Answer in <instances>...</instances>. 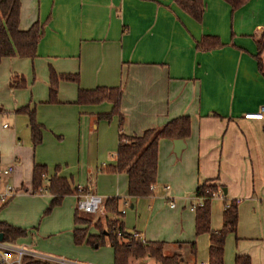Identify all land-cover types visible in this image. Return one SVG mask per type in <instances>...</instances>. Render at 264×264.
Instances as JSON below:
<instances>
[{
	"label": "crops",
	"instance_id": "1",
	"mask_svg": "<svg viewBox=\"0 0 264 264\" xmlns=\"http://www.w3.org/2000/svg\"><path fill=\"white\" fill-rule=\"evenodd\" d=\"M202 2L198 20L177 0H21L20 28L39 23L43 35L34 58L0 63V195L11 186L19 198L32 195L42 208L53 199L44 194L49 179L72 178L104 201L121 197L126 229L142 241L166 242L169 254L186 246L193 253L190 244L196 242L194 256L203 242L207 249L201 264H209L210 234L197 236L196 212L188 207L189 199L198 197V186L208 181L218 188L213 207L211 202L213 232L221 229L213 227V215L222 217L223 227L226 205L237 201L239 207L237 230L225 242L224 264H236L243 255L251 264H264V119L244 118L264 106V45L259 44L264 0H249L235 10L226 0ZM51 69L79 77V83L60 81L57 103H48ZM15 75L25 77V87L11 88ZM97 87L122 89V125L119 115L100 117L113 110L110 101L76 103L80 89ZM25 106L42 127L37 146L29 114L18 111ZM185 115L191 118L186 148L178 156L175 140L161 139L153 193L131 199L126 171L110 170L117 164L121 134L141 135ZM35 165L48 170L43 193L34 190ZM9 167L14 170L4 174ZM103 209L104 204L100 213ZM0 221L22 225L12 216ZM19 249L60 264H82L64 255ZM102 260L99 264H110V256ZM142 262L161 264L154 258ZM178 264L197 263L182 258Z\"/></svg>",
	"mask_w": 264,
	"mask_h": 264
},
{
	"label": "trees",
	"instance_id": "2",
	"mask_svg": "<svg viewBox=\"0 0 264 264\" xmlns=\"http://www.w3.org/2000/svg\"><path fill=\"white\" fill-rule=\"evenodd\" d=\"M233 9L243 6L249 0H226ZM195 18L201 20L203 17L202 0H177ZM21 0H0V63L5 58L20 57L34 58L37 56L39 42L43 35V27L34 23L28 30L20 28ZM264 45V35L259 43ZM262 68V66H261ZM51 88L48 103L58 102V86L61 80L79 83L77 74H58L54 69L50 73ZM11 88H23L26 79L15 75L10 81ZM123 91L119 87H97L92 90L80 89L77 104H98L110 101L113 110L100 117L111 119L115 115L120 116L121 125L124 116L120 112V104ZM30 116L32 137L34 146L42 142V127L36 121L35 112L29 106L18 110ZM191 134L190 116H181L168 122L161 128L147 129L141 135L121 134L120 144L117 152V164L111 171H126L129 179L128 194L131 199L150 196L152 186L157 181L159 164V143L163 138L185 139ZM48 174L45 165H35L33 170L34 190L43 186L44 177ZM79 189L72 178L53 176L49 179L48 191L53 195L51 206L60 205L65 196L74 194ZM218 188L212 183L205 181L197 188V195L205 200L204 206L196 209V234L201 236L210 234L209 264H224V246L227 236L236 232L239 217L237 201L226 205L223 213V227L213 232L211 229V202L217 194ZM209 191V192H207ZM121 197H109L104 201V220L100 211L95 214H81L79 210L75 213L76 227L73 231L74 241L77 245L85 242L95 247L109 244L114 250V264H133L147 258H154L161 264H178L182 260V252L174 251L172 254L166 252V242L142 241L136 238L134 233L126 229L124 213L119 210ZM7 204L0 199V210ZM112 216L114 218H112ZM97 228V233H90L91 227ZM0 233H3V242L11 243L27 233L24 229L14 226L8 222L0 221ZM179 245H183L180 243ZM193 253H196V242L191 244ZM22 264H60L32 255H25ZM236 264H251L248 255L237 256Z\"/></svg>",
	"mask_w": 264,
	"mask_h": 264
},
{
	"label": "rangeland",
	"instance_id": "3",
	"mask_svg": "<svg viewBox=\"0 0 264 264\" xmlns=\"http://www.w3.org/2000/svg\"><path fill=\"white\" fill-rule=\"evenodd\" d=\"M48 192L49 191H46L44 194H46V196L50 195V192ZM17 193L18 192L15 190L8 197L6 201L7 204L0 210L1 219L9 216L15 217V221L22 224L15 226L24 229L27 233L25 236L18 238L15 243L11 242V246L33 250L46 255H64L67 259L71 261L76 260L82 264H99L103 262L102 258L110 256V264H114V254L109 244L95 247L85 242L81 245H77L74 238H71L72 246L66 244L69 232L72 235V230L74 229L75 210L78 207L79 201L78 194L68 195L69 200L62 205L51 206V201L47 200L45 207L41 208L40 204H38V200L30 198L32 195L19 198ZM216 197L217 196H215L214 199ZM13 201H15V205L13 206V210H11L9 206ZM199 201L198 197L189 199L188 207L191 208L193 204H197ZM213 202L216 203L215 200H212V207ZM176 203L180 205L177 199ZM122 207L131 209L130 205H123ZM38 211H41V213L39 214ZM80 213L83 215L85 214L83 211H80ZM112 218L114 217L112 216ZM105 222L106 221L103 219L102 223ZM213 227L222 228V217L213 215ZM93 229L94 231H91ZM96 230L97 229L93 226L90 232L95 233L97 232ZM202 243L203 242H198V253L195 256L191 252L189 246L183 248L181 252L184 260L189 262L193 260V262L196 261L197 264H201V262L205 260L207 249ZM6 244L9 243H5V245ZM133 264H138V261H134Z\"/></svg>",
	"mask_w": 264,
	"mask_h": 264
},
{
	"label": "built area",
	"instance_id": "4",
	"mask_svg": "<svg viewBox=\"0 0 264 264\" xmlns=\"http://www.w3.org/2000/svg\"><path fill=\"white\" fill-rule=\"evenodd\" d=\"M244 118L246 119H264V106L257 112H250L244 114ZM14 170V167H9L3 171L4 174H9ZM153 189V186H152ZM45 188H39L35 191V193H43ZM15 191V189L11 186H7L4 193L0 195V199L2 202H6L8 197ZM209 192V191H207ZM217 195V194H216ZM215 195V196H216ZM78 209L85 213L95 214L98 213L104 204L103 197L90 193L85 188L78 189ZM199 198V203L192 205V210H195L198 207L204 206L205 200L203 198ZM171 207H175V203L171 202ZM228 206V205H227ZM124 213V212H123ZM136 238H139L137 233L134 234ZM26 255V252L23 249L15 248L12 246L5 245L3 242H0V264H22V259Z\"/></svg>",
	"mask_w": 264,
	"mask_h": 264
},
{
	"label": "water",
	"instance_id": "5",
	"mask_svg": "<svg viewBox=\"0 0 264 264\" xmlns=\"http://www.w3.org/2000/svg\"><path fill=\"white\" fill-rule=\"evenodd\" d=\"M174 144H175V148H174L175 153H176L178 156H180L181 153H182V151H183V149L186 148L185 141H184V139H176V140L174 141ZM225 191H226V190H225ZM3 240H4V235H3V233H0V242H3ZM141 264H144V263L142 262Z\"/></svg>",
	"mask_w": 264,
	"mask_h": 264
}]
</instances>
